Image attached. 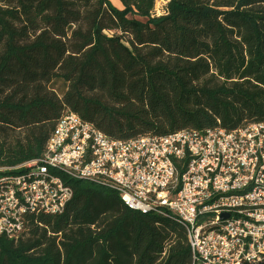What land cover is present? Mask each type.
Segmentation results:
<instances>
[{
	"label": "trees",
	"instance_id": "16d2710c",
	"mask_svg": "<svg viewBox=\"0 0 264 264\" xmlns=\"http://www.w3.org/2000/svg\"><path fill=\"white\" fill-rule=\"evenodd\" d=\"M118 1L0 0V168L39 158L66 110L119 141L264 122V0H165L155 18V0ZM67 183L62 214L0 236V264H190L171 218Z\"/></svg>",
	"mask_w": 264,
	"mask_h": 264
},
{
	"label": "built area",
	"instance_id": "2783aa9c",
	"mask_svg": "<svg viewBox=\"0 0 264 264\" xmlns=\"http://www.w3.org/2000/svg\"><path fill=\"white\" fill-rule=\"evenodd\" d=\"M11 171L0 175L7 239L18 240L38 215L62 214L73 196L67 182L78 180L114 191L129 210L180 224L190 264H264V122L119 141L66 110L42 155L0 168Z\"/></svg>",
	"mask_w": 264,
	"mask_h": 264
},
{
	"label": "rangeland",
	"instance_id": "374dc122",
	"mask_svg": "<svg viewBox=\"0 0 264 264\" xmlns=\"http://www.w3.org/2000/svg\"><path fill=\"white\" fill-rule=\"evenodd\" d=\"M111 3L115 7H119L122 9V6L118 0H111ZM166 4L167 3L165 0H155V5L151 12L154 15H152V17L155 18L158 14H160L161 11H165ZM53 88L56 90L57 94L61 96L62 92L65 89V85L62 82L58 81L55 83Z\"/></svg>",
	"mask_w": 264,
	"mask_h": 264
},
{
	"label": "water",
	"instance_id": "95a60500",
	"mask_svg": "<svg viewBox=\"0 0 264 264\" xmlns=\"http://www.w3.org/2000/svg\"><path fill=\"white\" fill-rule=\"evenodd\" d=\"M227 217H228V215H224V216H223V219H226Z\"/></svg>",
	"mask_w": 264,
	"mask_h": 264
},
{
	"label": "crops",
	"instance_id": "0c3cea01",
	"mask_svg": "<svg viewBox=\"0 0 264 264\" xmlns=\"http://www.w3.org/2000/svg\"><path fill=\"white\" fill-rule=\"evenodd\" d=\"M116 8L121 9V8H119V7H116Z\"/></svg>",
	"mask_w": 264,
	"mask_h": 264
}]
</instances>
